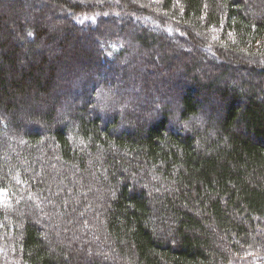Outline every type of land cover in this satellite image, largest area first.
Returning <instances> with one entry per match:
<instances>
[{
  "label": "trees",
  "instance_id": "trees-1",
  "mask_svg": "<svg viewBox=\"0 0 264 264\" xmlns=\"http://www.w3.org/2000/svg\"><path fill=\"white\" fill-rule=\"evenodd\" d=\"M0 190V264H264V0H0Z\"/></svg>",
  "mask_w": 264,
  "mask_h": 264
},
{
  "label": "rangeland",
  "instance_id": "rangeland-1",
  "mask_svg": "<svg viewBox=\"0 0 264 264\" xmlns=\"http://www.w3.org/2000/svg\"><path fill=\"white\" fill-rule=\"evenodd\" d=\"M83 2H84V1H83ZM86 2H87V1H86ZM85 4H87V3H85ZM87 5L89 6V4H87ZM87 5H86V6H87ZM87 8H89V7H87ZM90 16H91V15H90ZM103 16H104V15H103ZM85 17H86L87 20L90 18V17H89V14H86ZM85 17L83 16V18H85ZM145 18H148V17H145ZM148 19H149V18H148ZM107 32H109V31H107ZM119 44H120V42H119ZM107 57H108V54L104 56L105 59H107ZM101 61H103V60H101ZM107 63H109V62H106V61L101 62V64H100L101 67H100V66L97 67L96 70H97V71H100V70H101V72H102V70H103V71H104V70L109 71V65H108ZM110 75H111V73H110ZM113 75H114V72H113ZM117 75L119 76V74H117ZM115 87H116V86H115ZM115 87H114V88H115ZM112 105H113V104H112ZM4 192H5L4 190H0V196H2V195L4 194ZM241 260H242V263H243V262L245 263V262L247 261V260L244 261L243 258H241ZM237 261H238V260H237ZM229 262H230V263H229ZM229 262H228L227 264H237L236 262L231 261V260H230ZM246 263H247V262H246Z\"/></svg>",
  "mask_w": 264,
  "mask_h": 264
}]
</instances>
